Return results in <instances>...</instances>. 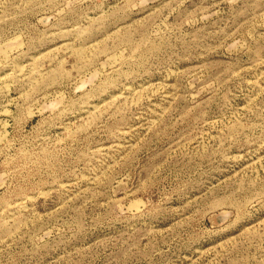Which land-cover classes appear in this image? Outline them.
Listing matches in <instances>:
<instances>
[{"label": "rangeland", "instance_id": "374dc122", "mask_svg": "<svg viewBox=\"0 0 264 264\" xmlns=\"http://www.w3.org/2000/svg\"><path fill=\"white\" fill-rule=\"evenodd\" d=\"M0 264H264V0H0Z\"/></svg>", "mask_w": 264, "mask_h": 264}]
</instances>
